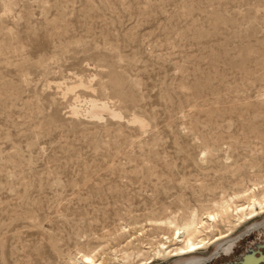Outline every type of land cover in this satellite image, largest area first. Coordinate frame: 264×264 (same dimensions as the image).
<instances>
[{"label": "rangeland", "instance_id": "obj_1", "mask_svg": "<svg viewBox=\"0 0 264 264\" xmlns=\"http://www.w3.org/2000/svg\"><path fill=\"white\" fill-rule=\"evenodd\" d=\"M263 190L264 0H0V264H135Z\"/></svg>", "mask_w": 264, "mask_h": 264}, {"label": "bare ground", "instance_id": "obj_2", "mask_svg": "<svg viewBox=\"0 0 264 264\" xmlns=\"http://www.w3.org/2000/svg\"><path fill=\"white\" fill-rule=\"evenodd\" d=\"M6 1V0H5ZM9 11V10H8ZM82 83V82H81ZM80 83V84H81ZM68 86V85H67ZM71 86V85H70ZM67 91L72 90V88H65ZM97 101V100H96ZM91 100L89 105V110L91 112V115H93L96 118H101L103 113H108L112 117H116L115 111L111 112L109 107L106 104H99ZM78 107V106H77ZM73 113H77V108L74 107ZM88 110V109H87ZM89 113V111H88ZM117 113V112H116ZM74 116V115H73ZM76 116V115H75ZM121 116V115H119ZM118 117V116H117ZM91 118V117H90ZM98 118V119H99ZM134 124H138L141 128L145 127L144 121H142L138 117H134L132 120ZM254 193V190H253ZM237 196V195H236ZM228 205L227 202H223L219 208L224 209ZM258 205L260 214L264 215V190L259 194V196L252 195L250 198L246 200V202L243 205H240L239 212H241V215L238 217V222L235 224L234 227L230 228V233L227 235L219 234V237H208V236H202V229H205V226H208V224H212V222L216 221L218 217V212H210L207 213L206 218L199 219L196 212H191L190 215L183 219L180 224L175 223L172 220H168L167 222H164V225L169 229H171V234L168 236H164L161 238V240L156 244V246L153 249H148L149 251H145L142 254L144 255L149 253L147 256L144 257L143 260L135 263V264H151L154 262V260H166L171 258H177L182 259L194 254L198 253H204L208 251L210 247H216L220 242L226 240L227 238L231 237L233 232H235L242 224L243 227L256 219L259 215L256 210V206ZM205 220V221H204ZM242 227V226H241ZM240 227V228H241ZM170 231V230H169ZM237 238V237H236ZM234 238V240L236 239ZM144 251V250H143ZM141 252H137L139 254ZM141 254V255H142ZM129 256H126L122 258V262L124 264H131L129 262ZM137 256H134V258ZM143 257V256H142ZM219 257L217 254L209 259L208 261L215 259ZM133 258V257H132ZM138 258V257H137ZM136 258V259H137ZM70 261V259H69ZM73 264H102V262H98L95 260L92 255L89 254H83L81 258L79 259H72L71 260ZM134 261V259H132ZM207 261V262H208ZM70 264V262H69ZM133 264V263H132Z\"/></svg>", "mask_w": 264, "mask_h": 264}, {"label": "flooded vegetation", "instance_id": "obj_3", "mask_svg": "<svg viewBox=\"0 0 264 264\" xmlns=\"http://www.w3.org/2000/svg\"><path fill=\"white\" fill-rule=\"evenodd\" d=\"M262 217V220L249 226L242 234L238 235L235 240L232 238V235L226 240L220 242L216 247H212L211 250L182 259H173L166 264H207L213 259L210 261L208 260L216 254L220 256L221 254L229 255L231 252L234 253L233 247L239 238L245 234H250L255 231L260 235L257 239L254 238L248 240L246 245L237 251V254L233 259L223 260L217 264H264V233L262 234V230L264 229V215Z\"/></svg>", "mask_w": 264, "mask_h": 264}]
</instances>
